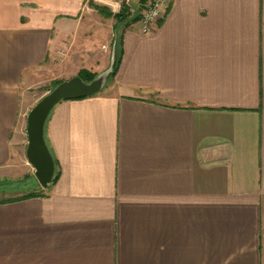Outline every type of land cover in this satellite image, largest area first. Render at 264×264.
Returning <instances> with one entry per match:
<instances>
[{
  "label": "crops",
  "instance_id": "crops-1",
  "mask_svg": "<svg viewBox=\"0 0 264 264\" xmlns=\"http://www.w3.org/2000/svg\"><path fill=\"white\" fill-rule=\"evenodd\" d=\"M120 1L127 24L0 0V175L27 160L48 63H104L118 26L123 52L101 94L52 111L59 177L0 201V264H264V0H179L149 35L148 0Z\"/></svg>",
  "mask_w": 264,
  "mask_h": 264
},
{
  "label": "water",
  "instance_id": "water-1",
  "mask_svg": "<svg viewBox=\"0 0 264 264\" xmlns=\"http://www.w3.org/2000/svg\"><path fill=\"white\" fill-rule=\"evenodd\" d=\"M117 45L114 43L110 69L91 82L76 76L62 82L44 96L30 111L27 119V160L35 170V177L43 188L55 180V161L45 139L46 123L57 105L66 100H77L97 95L104 89L116 66Z\"/></svg>",
  "mask_w": 264,
  "mask_h": 264
},
{
  "label": "rangeland",
  "instance_id": "rangeland-1",
  "mask_svg": "<svg viewBox=\"0 0 264 264\" xmlns=\"http://www.w3.org/2000/svg\"><path fill=\"white\" fill-rule=\"evenodd\" d=\"M95 4L97 8L103 9L104 10L103 13L106 15L109 13L107 12L106 8L111 10V8L107 6L97 3ZM109 15L112 16L111 14ZM112 22H114V24L116 23V25L118 23L116 18H114ZM117 30H120L119 26ZM117 30L116 33L118 32ZM116 33L113 35V30H112V36H111L112 41L109 50L110 55L107 56L105 62L100 63L99 62L100 58L94 52V55L92 54V56L89 58L91 62L89 64L84 65V68L86 67L85 69H88L87 71L94 73L96 76H100L108 69H110L113 61V51H114L113 41L115 40V38H118V35L116 36ZM98 49L100 52L103 50L102 48H98ZM79 70L75 69L70 64L66 63L64 61V58L62 61L58 59L55 63H48L47 72L40 77L41 79L40 82L31 91L32 93L35 94L34 106L44 96H46L55 87H57L59 83L61 84L62 82L68 81L71 78L78 76L79 73L83 71L82 69ZM111 82L112 80H108L105 87L108 86ZM103 90H101L98 94H101ZM23 157L24 159L22 161L19 160L17 162L16 168H14V170L11 171L10 175L9 174L0 175V201L9 200L11 198H24L30 195L42 196L46 194V190L39 187L37 179L34 176V169L27 162L25 155H23ZM25 169H29L30 172H26Z\"/></svg>",
  "mask_w": 264,
  "mask_h": 264
},
{
  "label": "built area",
  "instance_id": "built-area-1",
  "mask_svg": "<svg viewBox=\"0 0 264 264\" xmlns=\"http://www.w3.org/2000/svg\"><path fill=\"white\" fill-rule=\"evenodd\" d=\"M97 4H101L111 8L116 14L122 10L120 0H92ZM179 0H148L141 14L140 31L144 35L153 33L160 22L166 15L171 6Z\"/></svg>",
  "mask_w": 264,
  "mask_h": 264
},
{
  "label": "trees",
  "instance_id": "trees-1",
  "mask_svg": "<svg viewBox=\"0 0 264 264\" xmlns=\"http://www.w3.org/2000/svg\"><path fill=\"white\" fill-rule=\"evenodd\" d=\"M98 9L100 11H102L101 8H98ZM115 18H116V20L118 22L117 24H119V25L120 24H124V23L125 24L128 23V16H126V13H125V10L124 9H122V11L119 14L115 15ZM116 45H117L116 66H115V69H114L113 73L111 74L109 80H113L116 77V75H117V73L119 71V67L121 65V61H122V54H123V52H122V48L119 45L118 38H116ZM78 76L81 77L85 82H91V81H93L97 77L94 73H91V72H89L87 70L81 71ZM58 177H59V173H56L55 174V180H54L53 183H55L57 181ZM27 197H34V196L33 195H30V196H27ZM11 201L12 200H5V201H2V203H7V202H11Z\"/></svg>",
  "mask_w": 264,
  "mask_h": 264
}]
</instances>
